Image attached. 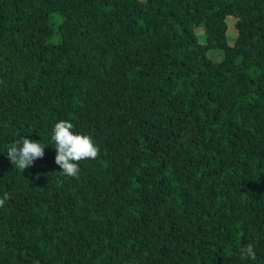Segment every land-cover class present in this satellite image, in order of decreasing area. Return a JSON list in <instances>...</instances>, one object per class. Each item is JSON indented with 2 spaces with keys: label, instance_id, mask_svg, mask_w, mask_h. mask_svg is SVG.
I'll return each instance as SVG.
<instances>
[{
  "label": "trees",
  "instance_id": "1",
  "mask_svg": "<svg viewBox=\"0 0 264 264\" xmlns=\"http://www.w3.org/2000/svg\"><path fill=\"white\" fill-rule=\"evenodd\" d=\"M60 120L99 148L78 178ZM5 194L0 264H264V0H0Z\"/></svg>",
  "mask_w": 264,
  "mask_h": 264
},
{
  "label": "clouds",
  "instance_id": "2",
  "mask_svg": "<svg viewBox=\"0 0 264 264\" xmlns=\"http://www.w3.org/2000/svg\"><path fill=\"white\" fill-rule=\"evenodd\" d=\"M74 125L67 120H60L52 129L51 141L56 150L55 163L59 166L61 175L70 178H78L80 162L86 159L98 158L99 148L94 145L90 136L77 134L72 131ZM45 145L40 141H33L21 137L14 143L8 145L6 156L10 163L21 171L34 165L37 159L45 155ZM8 199L7 194L0 198V207ZM242 259H256L254 246L248 244L241 248Z\"/></svg>",
  "mask_w": 264,
  "mask_h": 264
},
{
  "label": "rangeland",
  "instance_id": "3",
  "mask_svg": "<svg viewBox=\"0 0 264 264\" xmlns=\"http://www.w3.org/2000/svg\"><path fill=\"white\" fill-rule=\"evenodd\" d=\"M225 22H226L225 40H226L227 45H231L233 44L235 36H236V29L234 26V17L231 15L226 16ZM193 32H194L196 41L200 44H203L205 42L203 23L194 24ZM49 40H51V38ZM206 56L211 61H218L222 57V50L217 47L208 48L206 49Z\"/></svg>",
  "mask_w": 264,
  "mask_h": 264
}]
</instances>
